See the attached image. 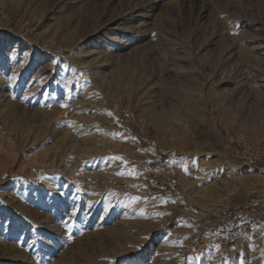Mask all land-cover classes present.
<instances>
[{
  "label": "rangeland",
  "instance_id": "374dc122",
  "mask_svg": "<svg viewBox=\"0 0 264 264\" xmlns=\"http://www.w3.org/2000/svg\"><path fill=\"white\" fill-rule=\"evenodd\" d=\"M263 169L264 0H0V264H264Z\"/></svg>",
  "mask_w": 264,
  "mask_h": 264
},
{
  "label": "built area",
  "instance_id": "2783aa9c",
  "mask_svg": "<svg viewBox=\"0 0 264 264\" xmlns=\"http://www.w3.org/2000/svg\"><path fill=\"white\" fill-rule=\"evenodd\" d=\"M258 160L252 159L249 160L247 163V168L252 169L253 166L257 165ZM264 171V169L262 170ZM264 174V172H261ZM264 188L259 189V188H250L249 190V195L252 198H255V200H252L251 203H246V204H240L239 205V210H242V212L245 214L244 215V220L246 222V227L249 224H255L260 219L261 216V211H262V206L264 204Z\"/></svg>",
  "mask_w": 264,
  "mask_h": 264
},
{
  "label": "snow or ice",
  "instance_id": "6c2138e0",
  "mask_svg": "<svg viewBox=\"0 0 264 264\" xmlns=\"http://www.w3.org/2000/svg\"><path fill=\"white\" fill-rule=\"evenodd\" d=\"M69 84L72 83V81H68ZM63 107H67V105H62ZM113 159L121 160L123 161V157H113ZM126 163V161H125ZM78 209L72 208L70 212L67 215V218L63 221L66 227H68V230L71 231V223L74 219V217L77 215Z\"/></svg>",
  "mask_w": 264,
  "mask_h": 264
},
{
  "label": "bare ground",
  "instance_id": "6f19581e",
  "mask_svg": "<svg viewBox=\"0 0 264 264\" xmlns=\"http://www.w3.org/2000/svg\"><path fill=\"white\" fill-rule=\"evenodd\" d=\"M80 47V46H79ZM65 73V72H64ZM26 87V86H25ZM30 87V86H29ZM50 87V86H49ZM30 91V90H29ZM33 92H35V91H33ZM59 92V91H58ZM62 93V92H61ZM83 93V92H82ZM115 166V165H114ZM261 193H263V192H261Z\"/></svg>",
  "mask_w": 264,
  "mask_h": 264
}]
</instances>
